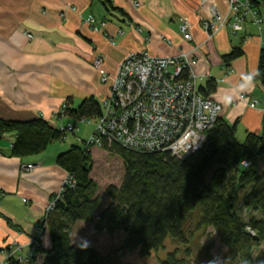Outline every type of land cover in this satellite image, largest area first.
I'll use <instances>...</instances> for the list:
<instances>
[{
    "label": "crops",
    "instance_id": "obj_1",
    "mask_svg": "<svg viewBox=\"0 0 264 264\" xmlns=\"http://www.w3.org/2000/svg\"><path fill=\"white\" fill-rule=\"evenodd\" d=\"M136 1L137 7L133 0H0V117H42L50 123L56 119L54 125H59L65 116L59 117L57 111L67 100L70 107L90 96L103 101L111 81L102 82L101 73L114 75L129 51L145 50L154 56L185 52L201 95L207 82L215 81V89L206 96L222 105L220 116L229 124L237 121V139L248 131L260 133L264 85L257 78L253 90L245 93L257 100L256 106L239 99L222 101L235 89L241 73L259 67L264 5L255 7L262 23L249 13L238 32L222 26L209 39L202 27L208 12L200 8L199 0ZM213 2L221 14H228L227 0ZM89 16L96 24L104 21L105 27L93 30L84 21ZM182 21L188 22L191 39L180 33ZM237 47L242 55L224 62L223 57ZM97 55L103 57L100 69L93 66ZM15 137L7 133L0 141V264L9 245H27L67 175L56 163V156L65 151L62 145L52 142L37 155L15 157L10 155ZM25 163L36 166L25 172L21 168ZM42 248H50L49 239ZM37 254L34 264H41L44 254Z\"/></svg>",
    "mask_w": 264,
    "mask_h": 264
},
{
    "label": "trees",
    "instance_id": "obj_2",
    "mask_svg": "<svg viewBox=\"0 0 264 264\" xmlns=\"http://www.w3.org/2000/svg\"><path fill=\"white\" fill-rule=\"evenodd\" d=\"M250 5H264V0H249ZM242 55L241 47L223 57L224 62ZM258 57L257 77L264 85V47ZM210 79L201 92L215 89ZM64 116L93 118L102 113L101 103L90 96L76 107L67 100ZM61 113H59L60 116ZM237 121L229 124L219 116L205 131L202 146L184 159L164 151H137L104 138L97 147L109 155L123 159L124 173L118 185L105 188L108 198L101 202L99 185L91 176L92 144H71L56 156L73 184L64 190L43 217L50 248L43 253L41 264H147L146 260L171 238L182 246L166 254L160 264H189L193 236L212 228L225 253L215 264H264V255L253 258V249L264 243V116L260 133L248 131L242 142L236 138ZM7 133L16 137L10 155H37L66 131L42 117L13 120L0 117V141ZM246 163V164H245ZM262 163V166H260ZM242 207L251 212L245 220ZM54 196V195H53ZM97 232L120 233L118 248L102 255L85 240L72 238L76 224L93 222ZM15 257L5 264H34Z\"/></svg>",
    "mask_w": 264,
    "mask_h": 264
},
{
    "label": "built area",
    "instance_id": "obj_3",
    "mask_svg": "<svg viewBox=\"0 0 264 264\" xmlns=\"http://www.w3.org/2000/svg\"><path fill=\"white\" fill-rule=\"evenodd\" d=\"M227 1L228 14L223 15L213 0H199L200 8L208 12L202 20V27L209 39L222 26H228L231 33L238 32L249 13L255 22L262 23L249 0ZM133 5L139 6L138 1L133 0ZM84 21L93 30L103 29L106 25L104 21L96 24L92 16ZM178 28L185 40L191 39L187 21H182ZM117 33L120 35L122 31L119 29ZM94 58V68L100 69L103 57L97 55ZM191 64L185 52L176 56H154L145 50L129 51L114 75L110 76L107 71L101 73L102 82L111 81L109 93L102 101V113L93 118L76 117L74 123L67 121L64 125L55 126L75 133L80 122L94 121V131L88 139L90 144L99 145L102 139L107 138L133 150L164 151L184 159L202 146L206 129L213 125L223 109L216 99L200 94ZM239 100L250 107L257 105V100L249 99L246 94ZM60 113L59 117L65 115L64 111ZM21 165L23 171L36 166L32 163ZM67 184H73L68 175L40 217L36 233L32 234L26 246L18 242L9 245L3 264L9 257L26 261L35 255L45 233L43 217L52 209Z\"/></svg>",
    "mask_w": 264,
    "mask_h": 264
},
{
    "label": "rangeland",
    "instance_id": "obj_4",
    "mask_svg": "<svg viewBox=\"0 0 264 264\" xmlns=\"http://www.w3.org/2000/svg\"><path fill=\"white\" fill-rule=\"evenodd\" d=\"M66 105V102L63 103L57 113L62 112ZM55 120L51 122L53 123V125L55 124ZM67 121L74 123L75 118L65 116L62 120V123H59V125H64L67 123ZM78 126L79 129L75 133L66 132L67 135H65L64 140H57L53 143L62 145L61 147L65 150L68 149L71 144L82 143V140H85L86 143H88V139L90 138V136H92V132L94 131V121L92 123L80 122ZM238 137L239 140H237L239 142H242L245 138V136L241 135ZM92 145L93 166L91 176L97 181L99 185L98 195L100 196V200L103 204L108 201V198L104 193L105 188L110 184L118 185L123 177V159L117 156L113 157V155L104 153L97 147H94L96 145ZM260 166H262V163H260ZM239 197L240 198L238 205L240 209H238V212L243 219L247 220L251 216V212L242 207L240 201L242 198V193H239ZM94 224V221L89 223L85 222L81 224H76L75 230L72 235L73 240H85L87 244L89 243L94 248L99 250L102 255H111V252L118 248V245L121 242V234H108L106 232H97L94 228ZM192 239L193 240H191L190 244V246L192 247V251L190 259L188 261L189 264H215L221 258L222 254L225 253V247L220 243V240L218 239L217 235L215 234L212 228H207V230L197 232ZM47 240L48 235L47 233H44L42 244L47 243ZM180 248H182V246L176 244V242L171 240V238H167L166 240H164L163 247L161 248V250H159L155 255L149 257L148 260H146V263L160 264V261L166 257L167 253L172 251H178V249L180 250ZM252 255L253 258H259L264 255V243H261L259 246L255 247L253 249ZM4 262L5 260L1 264H3ZM40 262H42V260ZM110 264H114V259H111Z\"/></svg>",
    "mask_w": 264,
    "mask_h": 264
},
{
    "label": "clouds",
    "instance_id": "obj_5",
    "mask_svg": "<svg viewBox=\"0 0 264 264\" xmlns=\"http://www.w3.org/2000/svg\"><path fill=\"white\" fill-rule=\"evenodd\" d=\"M260 75L261 73L258 69L241 73L239 77V83L236 85L235 89H233L230 93L225 94L222 102L225 104H230L235 99L243 98V95L245 93L253 90L255 86V80Z\"/></svg>",
    "mask_w": 264,
    "mask_h": 264
},
{
    "label": "bare ground",
    "instance_id": "obj_6",
    "mask_svg": "<svg viewBox=\"0 0 264 264\" xmlns=\"http://www.w3.org/2000/svg\"><path fill=\"white\" fill-rule=\"evenodd\" d=\"M43 245V244H42Z\"/></svg>",
    "mask_w": 264,
    "mask_h": 264
}]
</instances>
